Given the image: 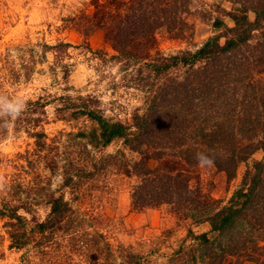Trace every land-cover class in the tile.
Listing matches in <instances>:
<instances>
[{
	"label": "trees",
	"instance_id": "trees-1",
	"mask_svg": "<svg viewBox=\"0 0 264 264\" xmlns=\"http://www.w3.org/2000/svg\"><path fill=\"white\" fill-rule=\"evenodd\" d=\"M226 1L229 11L216 3L192 10V0H90V13L67 20L85 37L100 30L127 65L140 63L132 79L144 89L142 113H133L129 124L104 115L91 95L44 91L24 100L26 108L12 125L33 139L32 149L19 154L22 167L32 176L38 165L60 174L62 186L80 197L91 193L96 173L105 168L107 158L97 150L120 139L136 152L138 159L115 155L114 163L136 179L130 192L132 207L166 205L178 220L208 226L203 233L189 228L182 243L166 255L168 264H264V0ZM194 14L209 21L215 34L193 51L160 55L155 50L158 34L184 39L193 33L189 16ZM68 45H43V54L54 49L51 69L61 63ZM33 61L22 59L9 77L27 78L33 71L27 62ZM51 104L55 119L84 117L90 127L48 137L43 125L48 120L45 108ZM7 129L0 128V139ZM257 150L263 157L251 159ZM199 151L214 154L213 168L227 181L241 163L245 165L240 184L224 204L203 189L195 159ZM62 194L39 195L49 206L45 220L36 223L41 231L60 224L70 210ZM32 200L20 204L30 212L40 203ZM16 209L4 204L1 212L22 220ZM113 256V264H153L132 246H118Z\"/></svg>",
	"mask_w": 264,
	"mask_h": 264
},
{
	"label": "rangeland",
	"instance_id": "rangeland-1",
	"mask_svg": "<svg viewBox=\"0 0 264 264\" xmlns=\"http://www.w3.org/2000/svg\"><path fill=\"white\" fill-rule=\"evenodd\" d=\"M210 3L218 4L225 11L231 9L226 0H192L191 9H200ZM91 11L90 0H0L3 91L0 94L23 100L35 98L44 91L56 95H91L103 114L113 119L130 124L133 113L141 114L145 106L144 89L132 79L140 63L127 65L104 40L100 30L85 37L67 20L80 12ZM248 17L253 19V13L249 12ZM223 20L226 25H233L229 17L224 16ZM189 21L194 25L191 35L176 39L165 32L159 33L155 50L160 55L193 51L215 34L210 22L199 15H190ZM60 42L69 45L60 55L61 63L51 69L56 55L53 48L43 54V45L53 46ZM22 59L34 60L27 62L33 71L25 79L23 76L14 80L9 76L11 71L19 70ZM53 105L45 108L48 120L43 126L48 137L58 131L76 132L90 127L91 122L84 117L68 121L55 119ZM32 147L33 139L12 127L0 139V264H113L118 246H132L135 253L147 255L153 264H168L166 255L182 243L189 228L196 233L208 230L206 224L193 226L178 220L166 205L132 207L130 192L136 179L120 172L114 163L120 155L129 161L138 159L139 155L120 139L96 151L107 161L105 168L96 173V187L85 197L63 187L61 175H53L42 165L36 168L38 176H32L23 168L24 161L19 154ZM262 157L263 152L257 150L251 159ZM244 169L241 163L235 177L227 181L215 168L200 167L203 189L224 204L240 184ZM37 184L38 189H34ZM45 191L55 197L63 193L70 210L60 224L41 231L36 223L44 221L49 213V206L39 198ZM32 199L40 203L28 212L22 205ZM4 204L16 206V213L22 220L4 215L1 212ZM185 242L188 244L189 239ZM98 248L101 255H98ZM243 264L254 263L246 261Z\"/></svg>",
	"mask_w": 264,
	"mask_h": 264
},
{
	"label": "clouds",
	"instance_id": "clouds-1",
	"mask_svg": "<svg viewBox=\"0 0 264 264\" xmlns=\"http://www.w3.org/2000/svg\"><path fill=\"white\" fill-rule=\"evenodd\" d=\"M26 108L22 98H9L0 94V128L11 129L14 121L21 116ZM198 166L201 168H211L215 166V156L208 151H199L195 154Z\"/></svg>",
	"mask_w": 264,
	"mask_h": 264
}]
</instances>
